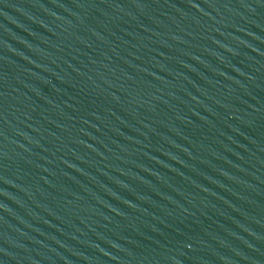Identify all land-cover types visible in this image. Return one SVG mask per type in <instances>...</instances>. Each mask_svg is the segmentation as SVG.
Returning a JSON list of instances; mask_svg holds the SVG:
<instances>
[{"label":"water","instance_id":"95a60500","mask_svg":"<svg viewBox=\"0 0 264 264\" xmlns=\"http://www.w3.org/2000/svg\"><path fill=\"white\" fill-rule=\"evenodd\" d=\"M0 199L61 264H264V0H0Z\"/></svg>","mask_w":264,"mask_h":264}]
</instances>
